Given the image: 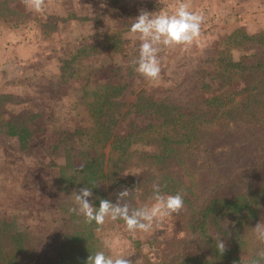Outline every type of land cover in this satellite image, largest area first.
Listing matches in <instances>:
<instances>
[{
    "label": "trees",
    "instance_id": "obj_1",
    "mask_svg": "<svg viewBox=\"0 0 264 264\" xmlns=\"http://www.w3.org/2000/svg\"><path fill=\"white\" fill-rule=\"evenodd\" d=\"M0 3L7 6L4 1ZM228 38L231 43L215 58V74L228 88L205 98L206 104L214 109L210 116L195 111L185 113L174 105L138 94L136 110L161 116L160 122L123 135L110 132L105 119L117 110L114 97L121 86L110 75L100 79L98 74L101 71L116 74L120 68L119 57L126 55L122 52L120 36H115L114 32L105 35L103 48L97 54L90 46L79 48L68 62L60 65L58 79L51 72L41 75L46 81L56 79L59 83L73 76L76 83L68 84L72 86L69 98L73 99L69 107L75 110L76 117L81 116V112L86 114L84 125L73 130L63 129L60 135L58 131L59 137L45 146L49 157H43L42 146L38 149L32 143H38L37 139L45 132L60 129L59 122L52 128L48 124L53 123L51 119L62 116V109L46 105L26 116L5 117L2 111L6 105L0 101V135L11 137L18 145L14 150L17 165L28 169L36 167L54 180L51 198L55 196L57 204L44 214L46 220L39 223L43 237L19 228L16 219L4 207L0 214V264H86L90 255L104 248V242L96 235L94 222L86 223L82 215L69 212L72 206L60 199L62 192L90 187L93 195L89 199L94 207H99L100 199L115 203L117 194L128 190L125 200L133 208H140L152 202L154 184L161 185L166 194L181 192L185 206L176 218L174 216L176 231L180 224L182 234L202 233L208 252L188 248L182 239L177 248L181 253L177 251L175 260L162 255L149 264H249V259L264 249L252 229L259 220L264 197V170H260L264 164V136L258 132V124H264V57H261L264 30L249 33L240 28ZM232 48L239 50L237 57L233 56ZM247 48L250 51H246ZM39 88L42 90L41 86ZM59 96L49 103L59 104ZM146 107L148 109H144ZM46 109L56 110V113L47 114ZM231 123L248 125L249 132L242 136L247 138L245 149L255 152V161L249 165L231 161L220 169L213 152L217 141L227 138ZM149 144L156 146L155 151L141 148ZM130 169H137L138 173L126 182L124 176ZM256 170L263 174L254 184H248ZM6 182L0 184L10 183ZM14 193L7 192L5 200ZM52 210L56 213H51ZM36 221L34 227L38 225ZM225 221L227 225L232 222L230 228L225 226ZM115 223L125 225L123 220ZM214 230L221 233V240L226 244L223 254L217 251ZM38 235L39 250L28 244L31 241L38 245L35 243ZM249 237L253 239L251 247Z\"/></svg>",
    "mask_w": 264,
    "mask_h": 264
},
{
    "label": "rangeland",
    "instance_id": "obj_2",
    "mask_svg": "<svg viewBox=\"0 0 264 264\" xmlns=\"http://www.w3.org/2000/svg\"><path fill=\"white\" fill-rule=\"evenodd\" d=\"M2 1L7 5L4 7L0 3V101L6 105L2 114L5 117L19 114L26 116L37 109H44L46 105L62 109V116L51 119L52 124L47 123L52 128L53 124L57 126L59 122L60 129H54L53 133L45 132L37 139L38 143L32 141L36 148L42 146L44 158L49 157L45 146L53 143L61 130H73L86 122L84 112L76 117L75 110L69 107L73 99L69 98L72 86L68 84L76 83L73 81L74 77L66 79L61 76L67 81L59 83L56 79L53 82L46 81L45 76H41L51 72L58 79L61 75L58 71L60 65L68 62L78 53L79 48L90 46L93 53L97 54L103 48L105 35L114 32L115 36H120L122 52L126 55L119 57V70L114 75L113 72L101 71L98 78L105 79L110 75L121 86L120 92L114 97L118 103L117 110L105 119V124L110 132L123 135L161 120V116L147 110H136L138 94L174 105L185 113L195 111L210 116L214 109L206 104L205 98L228 88V84L215 74V58L225 49V45L231 43L228 36L240 28L249 33L264 30V0H185L192 10L202 11L205 15L201 38L187 51L162 48L159 53L161 77L153 84L134 70L132 61L138 56L140 41L130 32V26L141 10L154 14L172 12L179 0H46V10L40 14L25 8L22 0H0ZM234 49L232 48L233 56L237 57L239 50ZM246 51H250V48ZM261 57H264V51ZM71 63L74 65L76 61ZM58 96L59 104L49 103ZM52 111L56 113V110L46 109L47 114ZM258 127V132L263 137L264 124H258ZM247 132V124L231 123L227 138L223 142L217 141L213 155L220 169L231 161L238 160L240 163L237 165H249L255 161V152L253 154L251 149H245L247 138L242 135ZM12 140L11 137L0 135V183L10 181L6 186L0 184V214L5 207L16 219L15 223L19 228L32 230L43 237L45 234L40 232L42 225L39 223L46 220L44 214L57 205L55 196L51 198L54 180L44 171H37L36 167L28 169L17 165L19 163L14 150L18 145ZM141 148L153 152L156 146L141 145ZM61 154L60 149L57 155L60 157ZM260 170H264V164ZM126 172L124 179L128 182L138 170L130 169ZM253 174L248 184H254L263 173L256 170ZM78 191L79 189L76 192ZM7 192H15V195L5 200ZM73 192L72 188L63 191L60 199L75 207V203H72ZM52 212L56 213L55 210ZM174 216L176 218L174 214L144 238L128 232L124 224L112 221H107L99 231L98 226L94 229L103 242L110 240L116 250L132 252V264H149L158 261L162 255L175 260L177 251H181L177 248L182 239H185L186 247L199 250L198 252H208L207 240L202 233L196 231L182 234L179 232L180 224L176 231ZM258 216L257 223L264 221V197ZM35 219L38 225L34 227ZM231 223L227 225L228 228ZM212 231L213 229L209 233ZM214 232L216 233L215 230ZM39 235L36 236L35 243L40 242ZM28 244L37 250L41 248L40 243L35 245L29 241ZM249 245H253L250 237Z\"/></svg>",
    "mask_w": 264,
    "mask_h": 264
},
{
    "label": "clouds",
    "instance_id": "obj_3",
    "mask_svg": "<svg viewBox=\"0 0 264 264\" xmlns=\"http://www.w3.org/2000/svg\"><path fill=\"white\" fill-rule=\"evenodd\" d=\"M25 8L37 14L46 10V0H22ZM205 15L202 11L192 10L185 0L179 3L172 12L164 11L154 14L141 10L130 26V32L140 41L138 56L132 61L134 70L149 83H157L161 77L159 53L162 48H180L187 51L201 38ZM128 190L117 194L115 203L100 199L99 207L90 201L92 188L82 187L74 191L75 207L70 213L82 215L86 223H95L100 230L107 221L123 220L128 232L141 238L150 236L156 227L184 208L181 192L166 194L161 185L154 184L151 204L133 208L126 200ZM225 221V226L227 225ZM255 238L264 244V221L258 222L253 228ZM217 251L223 254L226 244L221 240V233H214ZM107 253H106V250ZM132 252L118 251L110 240L104 242V248L90 255L86 264H132ZM249 264H264V249L249 259Z\"/></svg>",
    "mask_w": 264,
    "mask_h": 264
}]
</instances>
